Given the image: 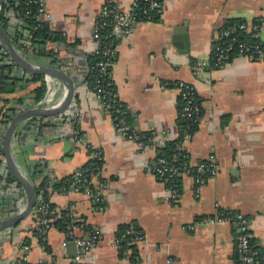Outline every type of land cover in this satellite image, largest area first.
I'll list each match as a JSON object with an SVG mask.
<instances>
[{
	"label": "crops",
	"instance_id": "0c3cea01",
	"mask_svg": "<svg viewBox=\"0 0 264 264\" xmlns=\"http://www.w3.org/2000/svg\"><path fill=\"white\" fill-rule=\"evenodd\" d=\"M129 2L47 0L53 16L49 27L63 33L66 43H47L54 57L36 56L31 48L26 58L39 66L61 69L74 79L85 142L103 155L102 174L94 183L102 190V200L78 191L51 190L53 213L70 209L79 221L77 237H88L95 229L102 231L86 264H163L167 256L176 264H239L238 227L234 223L187 228L195 220L224 212H239L248 218L254 246L264 253V61L234 56L222 68L213 66V47L223 26L230 20L264 26V0H166L158 21L137 24L130 35L117 39L112 80L118 98L131 109V124L137 129V121L139 132L165 134L163 144L143 151L116 131L112 116L87 80L88 59L95 47L94 23L101 18L102 7L115 4L124 8ZM23 25L20 16L9 14V32L23 29ZM179 34L186 37L184 48L175 44ZM20 43L21 39L16 44ZM21 48L17 47L18 51ZM10 59L0 55V68ZM196 63H204L198 72ZM13 72L26 81V87L6 96L0 94V109L13 107L7 111L11 119L22 110L41 107L33 94L40 80L18 66ZM182 80L195 86L204 112L197 131L184 143L187 162L195 166L214 154L220 168L199 193L193 176L183 175L180 191L174 196L156 175L155 165L162 148L182 136L177 122L181 98L175 86ZM66 87L65 82L52 79V94L41 108L61 104ZM9 122L1 123L2 142ZM11 149L32 184L31 169L36 164H41L43 174L60 179L76 174L89 160L86 145L74 139L60 116L22 121ZM2 158L5 160V154ZM9 174L7 165L1 164L0 221L13 217L26 196ZM34 225L31 214L1 235L0 264H17L24 257L31 263L74 264L77 246L74 241L63 246L65 231L51 228L42 243L33 233ZM123 225L141 229L146 240L117 246Z\"/></svg>",
	"mask_w": 264,
	"mask_h": 264
},
{
	"label": "built area",
	"instance_id": "2783aa9c",
	"mask_svg": "<svg viewBox=\"0 0 264 264\" xmlns=\"http://www.w3.org/2000/svg\"><path fill=\"white\" fill-rule=\"evenodd\" d=\"M165 2L166 0H130L129 4L124 8L115 4H105L101 9V18L94 23L93 28L95 47L92 54H101L103 59L93 66V68H96L97 73L93 81L92 90L100 99L104 110L112 116L116 131L127 140L135 143L142 151L163 144L165 134L139 135L140 132L127 120V114L131 112L130 107L125 105L118 98L117 93L111 90L113 66L118 57L117 39L120 36L125 37L130 35L137 24L156 21L161 14ZM26 4L36 7L35 17L40 25H50L53 16L48 9L47 0H26ZM2 10V5H0V11ZM13 13L20 16L18 11L13 9L8 11V15ZM30 13V10H27L26 15H30ZM106 30L108 33H106ZM242 35H247L255 39V42L243 40L241 37ZM1 45L3 46L2 43ZM20 46L22 47L19 49L20 54L28 58L27 56L30 55L32 51V41L21 38ZM2 49L4 53H8L4 46ZM234 56H243L251 61H264V26L262 23L249 24L247 22H240L220 30L213 47V66L222 68ZM203 66L204 63H196L194 69L198 72ZM89 70L90 68L88 67V71ZM52 79L54 78L50 76H46L45 78L46 95L40 103L41 107L44 106V102L48 100L52 94ZM175 86L180 91L182 100L177 122L178 124L185 123L187 128L182 135V139L175 145L174 158L179 152L183 151L184 143L190 140L194 135L191 131L192 127H199L204 116L203 103L197 94L195 86L183 80L176 82ZM65 89L66 97L68 94V87ZM1 117L0 113V121ZM60 119L74 139L86 145L89 160L94 158L100 161L103 160L102 152L97 147L85 142L84 135L81 132L83 112L75 99L72 100L69 108L60 116ZM0 160L2 164L5 163L3 158ZM219 168L216 155L214 154L195 166L190 165L188 162L181 165L175 160H169L164 156H159L156 160L155 173L161 181L166 183L169 191L172 192L174 196H177L179 193L178 182H180L183 175L189 174L193 176L197 185V192L199 193L201 187L207 182L208 178L211 175L217 174ZM102 170L103 167L101 165L94 167L90 177H84L82 173H78V178L66 192H83L87 196L100 202L102 200V190L93 191L92 186L95 183L96 177L101 176ZM37 200L40 203L39 207L37 210L34 208L32 212L35 221L33 233H36L35 235L41 242L45 243L47 232L55 227V219L51 216L54 210L49 206V202L45 203L42 194L37 196ZM26 205L27 195L21 199V206L17 213L23 211ZM217 223H234L238 227L236 257L239 264H254L258 262L264 264V253L253 247L249 220L242 213H219L215 216H207L193 221V223L187 225V228L196 230L201 225ZM75 230L76 225L68 226V230L65 232L67 234V239L63 242V246H67L70 241H74L77 246L74 264H86V258L93 253L99 245L102 231L100 229H95L91 231L88 237H77ZM4 232L5 231L0 232V237ZM124 240L132 245L143 242L146 240V237L141 229L129 228L122 233L120 238H116V245L121 246V242ZM27 247L28 246L24 248L26 249ZM24 259L27 260V257H24ZM163 264H176V262L173 257L167 256Z\"/></svg>",
	"mask_w": 264,
	"mask_h": 264
},
{
	"label": "trees",
	"instance_id": "16d2710c",
	"mask_svg": "<svg viewBox=\"0 0 264 264\" xmlns=\"http://www.w3.org/2000/svg\"><path fill=\"white\" fill-rule=\"evenodd\" d=\"M2 8L3 10L0 11V23L2 25V27L10 34L11 39L13 40L14 44L17 45V41L21 38H26L30 41H32V49L33 52L36 56L39 57H54L55 54L51 49H47L46 45L48 42H60V43H66V38L65 35L61 32H55L53 30L50 29L49 25L47 24H43L40 25L35 17V12H36V7L34 5H28L26 4V0H6L3 4H2ZM11 9L18 11L20 17L23 19L24 25H23V29H19L17 30L15 33H11L9 32V28H8V20H9V15H8V11H10ZM27 10H30V15H26ZM156 21H158V18L156 19ZM240 22H244V21H239V20H230L229 22H227L222 29L226 28L229 25H233V24H237ZM259 23V22H256ZM221 29V30H222ZM106 33H108V31L106 30ZM243 40L245 41H249V42H255V39H252L251 37L247 36V35H242L241 36ZM3 47L0 43V48ZM18 48H20V46L17 45ZM0 55L2 59H9V54L8 53H4L3 51L0 50ZM30 57V56H27ZM103 59V56L101 54H92L89 56L88 59V67L90 68L89 73L87 75V80L90 83V86L92 88L93 86V81L96 77V68H93V66L100 60ZM10 63H5L1 68H0V94L1 95H8V94H12L15 93L19 87L25 88L26 84H23V78H19L17 75H13V71L15 69V67L17 66L12 60H10ZM214 62V60H213ZM34 79L36 80H40V85L38 87H36L33 91L34 94V98L36 100L37 103H40L45 95V91H46V85H45V81L43 80L44 75H33L32 76ZM22 84V85H21ZM111 90L116 92V88L115 85L113 83H111L110 86ZM181 98V97H180ZM7 99L5 98V101ZM23 98H20V102L22 101ZM8 101V100H7ZM202 101V100H201ZM182 105V100H181V104H180V108ZM13 108V107H12ZM12 108H8L7 110L5 108H1L0 109V113H1V121L0 123H8L11 119L10 115H7V111L12 110ZM131 115V113L127 114V120L128 122L131 124L129 116ZM179 126L181 127V132L182 135L185 131V129L187 128V125L185 123H180ZM198 129V126H193L192 127V133L194 134ZM82 132V130H81ZM83 133V132H82ZM154 135V133L152 132H140L139 135ZM181 138L177 139V140H173L172 142L168 143L167 145H165L164 148H162L163 153L161 154V156L166 157L169 160H175L176 162H178L181 165H184L185 163H187V154L186 152L183 150L181 152H179V154L174 158L173 155L175 153V145L177 142H179ZM160 148V147H159ZM0 155L3 156L4 155V148H3V142L0 139ZM2 164V161L0 160V165ZM102 166V161L98 160L97 158L94 159H90L88 160L82 167H80V169L76 172V174L70 175V176H66L64 178H60V179H52L49 175L43 174L44 170L40 169L42 166L41 164H36L32 167L31 169V181L33 182V187L34 190L36 192V195L39 196L40 194H42L43 199L45 200V203L49 202V206L51 207V209L54 210V204L50 202V192L51 190H57V191H61V192H66L68 191L71 187L72 184L75 182V180L78 178L77 174L78 173H82V175L84 177H90V174L93 172L92 169L96 166ZM42 175V178L40 179L39 183H35L36 178ZM98 177V176H97ZM96 177V178H97ZM9 178L11 180H15V178L11 175V173L9 174ZM103 180L102 178L99 179V181ZM93 191H98V188L95 187V184H93L92 186ZM180 191L179 189V182H178V192ZM39 201H36V205H35V210L38 209L39 207ZM224 213H231L234 214L235 212H224ZM51 216L55 219L54 220V226L62 231L67 232L68 230V226L69 225H78L79 221H76L75 217L73 216V213L70 209L64 210L62 212H60L59 215H56L55 213H52ZM129 228H135V229H139L136 228L132 225H123L120 227L119 233H118V237L120 238L122 233L125 232V230L129 229ZM36 234V233H35ZM252 241V245L255 249L259 250L258 248H256L254 246V241L253 239H251ZM127 241H122L121 245H124V243ZM261 251V250H259ZM262 252V251H261ZM17 264H52V263H48L46 261L44 262H40V263H31L26 259H20L18 261Z\"/></svg>",
	"mask_w": 264,
	"mask_h": 264
},
{
	"label": "water",
	"instance_id": "95a60500",
	"mask_svg": "<svg viewBox=\"0 0 264 264\" xmlns=\"http://www.w3.org/2000/svg\"><path fill=\"white\" fill-rule=\"evenodd\" d=\"M6 0H0V5H2ZM175 44L180 47L184 48L186 45V37L182 35H178L176 38ZM0 42L6 48L10 58L13 62L21 68L23 71L30 75H44L50 76L52 78H57L67 84L68 87V94L65 99L62 101L60 105L54 108H33V109H25L17 113L9 122V125L6 129L3 138V148L5 154V163L11 173V175L15 178L17 183H19L24 190L25 194L27 195V205L26 208L16 213L13 217L4 219L0 221V232L6 231L18 225L22 220L29 217L36 205L37 195L34 190L33 184L29 181V179L23 174L20 168L15 161L12 149H11V141L17 126L24 120L30 117H58L64 114L67 109L69 108L72 100L75 96V81L74 79L64 72L61 69L55 67H43V66H36L35 64L31 63L28 59L20 54L17 47L12 42L11 38L9 37L8 32L0 25ZM134 117L137 118V115L134 113ZM137 126V130L139 131L138 122H135Z\"/></svg>",
	"mask_w": 264,
	"mask_h": 264
}]
</instances>
